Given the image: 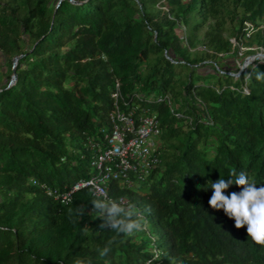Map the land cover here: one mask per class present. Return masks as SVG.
<instances>
[{"label":"trees","instance_id":"trees-1","mask_svg":"<svg viewBox=\"0 0 264 264\" xmlns=\"http://www.w3.org/2000/svg\"><path fill=\"white\" fill-rule=\"evenodd\" d=\"M48 1H0V54L18 56L15 79L0 87V264H264V247H249L246 228L208 206L211 182L236 179L233 170L264 185V82L255 79L264 63L249 66L250 79L192 67L193 38L178 27L191 14L200 18L192 29L212 18L204 46L236 55L243 23L264 24V0H232L241 8L234 45L222 35L221 0ZM156 5L167 8L144 10ZM254 35L264 48V30ZM151 56L158 57L143 73ZM179 69L187 72L176 90ZM115 81L127 99L142 94L135 102L156 112L159 139L174 142L169 152L160 148V163L135 190H108L126 195L143 217L136 242L100 227L85 190L60 204L31 183L60 189L93 174L85 143L109 131ZM164 94L172 103L179 97L178 116L156 102ZM234 191L235 184L225 194Z\"/></svg>","mask_w":264,"mask_h":264},{"label":"built area","instance_id":"built-area-1","mask_svg":"<svg viewBox=\"0 0 264 264\" xmlns=\"http://www.w3.org/2000/svg\"><path fill=\"white\" fill-rule=\"evenodd\" d=\"M243 24L245 40L254 31L264 30L263 23L255 27L248 21ZM230 42L232 45L235 44L231 39ZM251 49L257 50L255 57H248L249 60L244 63L245 68H239L238 75L244 72L245 78L249 75L248 68L251 64L259 59L264 63L263 47L255 45ZM226 73L234 75V72L226 71ZM110 98L111 109L107 115L109 131L103 133L102 141H92L88 138L85 143L86 148L91 152L90 166L93 174L88 178H80L68 186L64 185L60 189L31 179L32 184H37L46 196L60 204L68 203L76 191L85 190L96 200L115 201L126 207L128 202L126 195L112 196L108 193L111 184H116L118 188L135 190V187L160 163L162 142L159 136L162 127L156 112L148 111L135 102L142 99V94L137 91L129 99L121 95L117 81L114 83V91ZM151 98L152 96H147L146 100L149 101ZM155 100L164 102L170 113L179 115L174 111L169 94L159 95Z\"/></svg>","mask_w":264,"mask_h":264},{"label":"clouds","instance_id":"clouds-1","mask_svg":"<svg viewBox=\"0 0 264 264\" xmlns=\"http://www.w3.org/2000/svg\"><path fill=\"white\" fill-rule=\"evenodd\" d=\"M250 78L251 75H249ZM255 79L258 82H264V72L256 68ZM230 176H236V179L221 177L211 182L212 194L208 200V206L215 211L222 210L226 217L234 221L236 229L246 228V241L249 242V247H264V185L258 187L255 180L250 179L244 171L237 175L233 170ZM233 184L240 191L226 195V190ZM91 203L93 213H96L97 217L103 221L101 228H110L117 234L128 237L142 230L143 217L134 205L129 204L125 207L115 201L99 199ZM76 213L79 217H83L84 207H78ZM109 251V247H104L99 254L103 257ZM75 264H83V261L77 260Z\"/></svg>","mask_w":264,"mask_h":264},{"label":"rangeland","instance_id":"rangeland-1","mask_svg":"<svg viewBox=\"0 0 264 264\" xmlns=\"http://www.w3.org/2000/svg\"><path fill=\"white\" fill-rule=\"evenodd\" d=\"M0 1H9V0H0ZM56 0H49L47 5L51 6L53 3H55ZM162 8L166 9L167 7L164 6H159L156 5L155 7H147L144 10L146 11H154L157 8ZM241 8L236 2H232V0H221V9L218 13L219 17H221L224 21L223 24V37L224 38H229V40H233L232 38V30L235 25V19H237L240 15ZM189 18V24H179L178 27L182 31L183 35H188L193 38L194 46L190 48L189 50V55H188V61L189 65L192 67H196L201 69L202 71H211L210 66H214V69L220 71H229V72H234L233 77H237L239 73V68L243 67L245 68L244 63H246V60H249L248 57H255L257 50L251 49L255 45H259L257 43V37L256 35L252 36L249 40H243V43L238 46V50L236 55L232 54L231 51H229L226 54H216V55H211V51L207 50L206 47L204 46V32L207 29L208 25L213 22L212 18L206 19L204 24L200 26L198 29H192V24L195 21H199L200 18L195 15L191 14L188 16ZM253 34V33H252ZM26 40V43L22 45L24 49H27L29 44L31 43V40L27 38V36H23ZM250 48V49H248ZM264 50V48H263ZM15 57V56H14ZM11 57L10 59H7L4 57L2 54H0V87L4 86L5 84H11L13 82V74H14V69L12 67V63L16 62L13 61V58ZM158 56H151L149 58V61L144 64L143 66V73H146L147 68L151 67ZM260 63H262V60H258ZM205 64V66H204ZM207 64V65H206ZM209 64V66H208ZM180 70V69H179ZM187 70H180V73L178 75V80L176 83V90L180 89L179 82L183 81L184 75L186 74ZM142 86V83H141ZM244 90L245 87L243 86ZM140 93V92H139ZM152 96V93L148 94V97ZM179 104V97L177 96L175 98V101L173 103V108L176 107ZM174 143L173 140L169 141H164L162 143L161 148L165 150V152L171 151L170 148L167 147L168 144ZM212 139L209 137L207 138L205 144L203 145V148L207 151L210 152L212 151ZM138 234L140 232L134 234V241H138ZM151 238V237H149Z\"/></svg>","mask_w":264,"mask_h":264},{"label":"water","instance_id":"water-1","mask_svg":"<svg viewBox=\"0 0 264 264\" xmlns=\"http://www.w3.org/2000/svg\"><path fill=\"white\" fill-rule=\"evenodd\" d=\"M18 58V56H15L14 58H13V61H15L16 59ZM172 61V60H171ZM12 67H13V63H12ZM13 80L15 79V74H13Z\"/></svg>","mask_w":264,"mask_h":264}]
</instances>
